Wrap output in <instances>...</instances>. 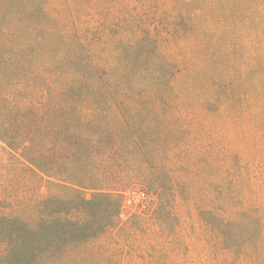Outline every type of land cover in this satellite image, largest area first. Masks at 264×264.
Masks as SVG:
<instances>
[{
	"label": "rangeland",
	"instance_id": "1",
	"mask_svg": "<svg viewBox=\"0 0 264 264\" xmlns=\"http://www.w3.org/2000/svg\"><path fill=\"white\" fill-rule=\"evenodd\" d=\"M65 4L0 0V264H264V0L85 37Z\"/></svg>",
	"mask_w": 264,
	"mask_h": 264
},
{
	"label": "trees",
	"instance_id": "2",
	"mask_svg": "<svg viewBox=\"0 0 264 264\" xmlns=\"http://www.w3.org/2000/svg\"><path fill=\"white\" fill-rule=\"evenodd\" d=\"M64 2L67 7L60 15V21L81 37L110 26L108 25L110 20L115 28L132 26L142 33L154 30L166 16L172 23V31L178 29L177 23H185V26L191 29L197 26L195 14L185 11L195 0H91L88 3L90 8L86 10L89 12H85L92 19V22L86 23L88 25L77 23V20L81 19L85 13L72 12L74 8L69 11L71 0H64ZM167 12L171 14L166 15ZM0 139L9 146L1 134ZM6 199L5 194L0 190V210L5 208L3 203ZM99 250L103 255L97 264H115L120 261L121 253L116 250V244L110 234L105 236Z\"/></svg>",
	"mask_w": 264,
	"mask_h": 264
}]
</instances>
